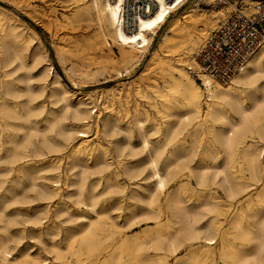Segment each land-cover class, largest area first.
<instances>
[{
  "label": "bare ground",
  "instance_id": "6f19581e",
  "mask_svg": "<svg viewBox=\"0 0 264 264\" xmlns=\"http://www.w3.org/2000/svg\"><path fill=\"white\" fill-rule=\"evenodd\" d=\"M76 1L84 17L112 33L124 60L137 61L187 0H154V11L140 17L133 31L123 24V0ZM198 22L211 25L208 18L170 25L172 35L162 45L170 80L166 91L155 88L153 95H145L152 113H141L136 102L133 118L123 126L109 101L102 107L81 101L86 107L74 109L72 118L80 122L74 127L64 123L67 110L46 111L34 93L20 86L23 78L13 77L16 60L36 68L49 52L39 46L31 50V39L18 24L0 20V264H49L41 251L53 252L63 264H70L68 253L81 251L89 257L111 251L86 264H169V255L172 264H200L201 258L213 264L215 251L226 264H264V45L226 85L202 75L203 90L189 75L188 67L194 66L184 68L180 52L197 48ZM96 42L100 46V34ZM50 76L51 96L59 87L67 93L63 77L51 68L36 75L43 81ZM90 128L98 142L88 139ZM56 129L58 137L52 135ZM100 132L108 137L106 143ZM65 148L63 167L49 154ZM40 201L55 203L51 218L73 224L64 236L66 247L56 241L50 224L33 231L41 241L38 252L19 247L22 231L12 233L11 225L22 218L37 224L51 219L48 204L33 211L19 207ZM142 221L152 224L121 234ZM104 229L120 233L116 246L103 245ZM229 236L236 242H227ZM180 251L186 252L179 256Z\"/></svg>",
  "mask_w": 264,
  "mask_h": 264
},
{
  "label": "rangeland",
  "instance_id": "374dc122",
  "mask_svg": "<svg viewBox=\"0 0 264 264\" xmlns=\"http://www.w3.org/2000/svg\"><path fill=\"white\" fill-rule=\"evenodd\" d=\"M84 1L87 2L88 0ZM256 1L257 0H187L181 7L177 8L175 12L171 13L169 21L158 29L149 48L143 52L137 61L124 60L121 55L122 48L114 41L112 33L101 27L96 19L84 17L78 9L76 0H29L30 5L28 6L27 3L29 2L23 0H0V20L5 25L9 23V21L18 24L19 29L25 33L27 38L31 39L30 49L39 46L42 50H47L49 52L50 57L36 68L20 66L19 60H16L12 66V68L15 66L19 67L13 77L23 78L24 81L19 82L20 86L34 93L36 102L43 103L46 111L56 109L58 112H61L65 109V111L67 110V118L64 120V123H67L66 125L69 126L78 127L80 122L74 121L72 114L75 108L86 107L85 103L80 104L81 101L88 103L87 106L89 107L93 106L95 103L98 104L99 107H102L101 103L107 100L112 104L115 111H119L121 124L125 126L126 122L133 118L135 114L134 106L136 102L139 105L138 109L141 113H145L146 111L152 113L145 95H153V89L155 88L159 91H164L167 88V82L170 80V76L167 72L169 63L165 57L166 53L162 51V45L164 40L172 35L170 25L174 21L184 23L187 20H192L194 23V21L206 18L211 20L210 26L203 27L201 26V22L195 24V26H197V32L202 36L197 48L192 50H180L181 53L183 52L182 56L185 57L183 61L184 68L187 69V63H191L190 65L196 68L197 66L193 57L200 49L207 35L235 8L252 7ZM88 3H90V1H88ZM99 34L101 35V44L97 46L96 41ZM24 54L27 63H29V52L24 51ZM154 57H158V62L155 64L153 63ZM44 67L51 68V71L63 77L67 93L57 86L59 87V93L51 96V76L47 81L40 80L36 77L38 71H41ZM189 75L202 86V81L196 79L190 73ZM229 82L230 81L220 83L226 85ZM73 83L77 85L75 86ZM202 88L204 90V86H202ZM96 109L97 108L94 110ZM93 116H96V114ZM39 120H41L40 123L43 125L44 122L42 121V117H39ZM156 123L158 126H164L163 120L159 116H156ZM148 124L149 123H146L147 129L151 130V125ZM58 131L59 130L56 129V132L52 133V135L58 137ZM158 135H161V133L151 135V140L159 138ZM99 137L103 139L105 136L100 132ZM119 137L125 139V134L120 133ZM59 138L63 140L64 136H59ZM40 139L41 136L36 138V140ZM88 139L90 142H98V136L94 128L89 129ZM107 139L108 137H105L103 142L106 143ZM75 141L76 140L72 143ZM135 143L139 146V139L137 137H135ZM66 151L67 148L62 152L49 154L51 160L57 158L61 160L62 165H64L63 167H65L66 160L64 153H66ZM66 191V187L63 186L61 192L65 194ZM46 204H48L51 218L54 211V202L40 201L20 205L19 207L29 211L32 209L34 210V206L37 205L40 206V209L44 208ZM12 209L13 207L9 208V210ZM120 220L121 218L119 221ZM47 224L55 227L52 232L54 235L57 234L55 238L56 241H62L64 247H66L67 242L64 240V236L69 232L68 229L73 226L71 223L62 222L53 218L49 220L46 218L43 220L42 224H37L32 219L22 218L20 219V223L10 226V231L12 233L22 231L21 235L23 239L19 247H29L30 252L36 253L38 252L37 248L41 246V241L36 238L33 231ZM147 224L152 223H149V221H142L133 227L132 230H122L123 232H121V234L126 233L130 235L131 233L139 232L146 227ZM111 231L113 230L104 229L100 231L99 238L105 246L109 245L112 247L115 244L117 245L121 239L119 232L113 231V233H111ZM108 232H110V235ZM232 238L233 237L229 236L226 241L236 242V240ZM11 244L12 246L14 245L13 242ZM109 252L111 251H96L94 257H89L87 251H81L78 256L68 253L69 263L86 264L89 263L91 259L104 258ZM185 252L186 251H180L179 256ZM11 253L15 255L18 252L17 250H12ZM149 253L155 254L154 251ZM40 258H47L50 262L49 264L64 263L56 260L53 252L41 251ZM173 258V256L169 255V264H172ZM200 261V264H204L203 258H201ZM205 262L207 261L205 260ZM213 264H226L221 258L220 251H215L213 253Z\"/></svg>",
  "mask_w": 264,
  "mask_h": 264
},
{
  "label": "built area",
  "instance_id": "2783aa9c",
  "mask_svg": "<svg viewBox=\"0 0 264 264\" xmlns=\"http://www.w3.org/2000/svg\"><path fill=\"white\" fill-rule=\"evenodd\" d=\"M123 24L133 31L140 17L155 9L154 0H123ZM264 45V0L252 7H237L204 39L188 71L202 81V75L220 82L230 81L242 72L249 59Z\"/></svg>",
  "mask_w": 264,
  "mask_h": 264
}]
</instances>
